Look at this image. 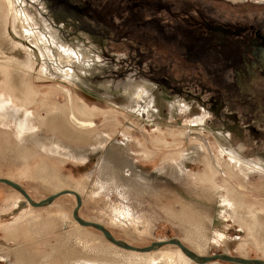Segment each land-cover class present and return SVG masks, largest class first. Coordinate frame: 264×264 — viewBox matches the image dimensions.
I'll use <instances>...</instances> for the list:
<instances>
[{
    "label": "rangeland",
    "instance_id": "1",
    "mask_svg": "<svg viewBox=\"0 0 264 264\" xmlns=\"http://www.w3.org/2000/svg\"><path fill=\"white\" fill-rule=\"evenodd\" d=\"M17 1L18 8L22 7L20 11L29 14L38 25L45 41L56 50L55 42L59 40L60 49L75 51L89 66L85 72L74 66L71 86L62 81H39L33 76L31 82L38 96L30 100L28 107L0 89V178L19 184L34 202L60 190L80 192V217L103 225L115 239L136 248L175 238L191 252L203 256L226 254L264 261L258 241L249 243L246 249L238 245L249 232L227 210L220 215L218 224L206 219L208 214L219 210L217 203L227 192L216 193L209 184L195 181V176L204 175V166L193 157L180 164L165 161L170 152L161 147L157 150L158 146L153 145L158 135L156 127L141 128L137 120L135 125L117 114L122 112L118 108L134 100L139 104L138 98L147 95L154 100L155 123L162 119L178 125L202 121L208 138L190 132L187 139H181L185 148L192 151L194 145H200L194 144L200 137L216 164L218 151L223 146L233 149L250 172L246 179L252 187H258L257 192L248 189L244 193L246 197L241 196L248 205L257 209L264 207V188L259 189L264 187V73L253 70L251 76H244L243 83L236 86L231 83L236 80L235 72L225 71L218 46H215L217 51L206 57L205 63L194 56L196 37L207 33L206 24L242 28L261 25L264 30V0H134L132 3H145L135 8L129 5L131 0H102V6L95 5L96 2L88 6V0H67L85 8L78 15L51 12L43 0ZM95 10L101 13V18H96ZM132 12L139 13L142 20H133ZM152 18L159 21L145 22ZM25 42L30 49L34 48ZM75 58L78 62L79 58ZM61 90H68L73 99L78 98L76 91L82 97L88 96L90 103L101 112L93 129L98 130L85 140H79L78 136L82 137L79 132H76L78 139H73L74 135L69 138L48 121V112L42 105L53 91L61 93ZM53 96L61 102L64 99L62 95ZM137 114L148 120L144 108ZM138 141L157 152L155 158H145ZM216 181L218 185L225 183L222 178ZM11 191L17 190L0 183V209L8 202ZM232 197L242 200L236 195ZM203 201L208 202L207 206L203 207ZM51 204H54L51 208L48 205L39 211L46 220L57 218L55 223H50L54 225L50 230L55 229L47 234L44 231L40 236L37 234L45 226L32 221V226L22 228L23 222L21 229L32 228L35 235L0 246V264H45L47 261L88 264L96 255L90 249L83 248V255L80 254L89 262H75L78 259L67 255L79 247L82 249L77 242L82 235L91 238L94 245L103 239L99 262L127 264L131 254L110 251L108 241L99 230L79 229L78 224L63 229L58 219L62 213L58 210H64L74 220L76 197L64 195ZM27 210L24 204L6 215L0 214V224L11 223ZM199 218H204V222ZM1 229L0 242L5 235ZM66 234L69 238L64 240ZM171 250L176 251V245L160 251ZM206 264L237 263L217 260Z\"/></svg>",
    "mask_w": 264,
    "mask_h": 264
},
{
    "label": "bare ground",
    "instance_id": "2",
    "mask_svg": "<svg viewBox=\"0 0 264 264\" xmlns=\"http://www.w3.org/2000/svg\"><path fill=\"white\" fill-rule=\"evenodd\" d=\"M17 2L19 1L0 0V89H2V91H4L15 101L24 102V104L26 105L25 107H28L31 104L30 100L33 97L38 96V93L34 89L31 82V78H33V76H36V79H38L39 81H47V82L62 81L64 82V84L71 86V84H73V79H74L72 76V74L74 73L73 71L74 66L76 68L79 66L80 70H83V72H85L89 64H87L86 60H85L86 63L84 61H81L82 59L80 60L78 54L74 53L75 51L73 52L69 50L68 52H66L62 48L60 49L59 47L60 44L58 43L59 40L55 42V45H57L56 50L59 51L56 53V50L54 49V47H52L53 45L51 46L49 42L43 39L44 36L39 31L37 27L38 25L34 23L32 17L30 19L28 17L29 14L20 11L22 7L18 8ZM50 39H53L52 36H50ZM25 41L31 43L34 46V48L30 49L28 46H26ZM74 57H77L75 59L79 58L78 62L74 61L73 59ZM38 67H39V71H38ZM53 93L56 96L62 95L64 98L63 101L61 102L59 98L55 99ZM53 93L51 98L50 97L45 98L46 102L43 103L42 107L45 108L44 110L46 114L48 112L49 123H52L53 125H57L59 130L63 131L62 134L67 135L69 138H72L71 136L74 135L73 139L79 138V140H85L84 139L85 137H89V135H92L93 132L98 130V129L95 130L93 129L97 127L96 119H99V114L101 112L98 110L97 106H93L90 103V100H88V96L82 97L76 91V96L78 98L73 99L71 93L68 90L65 91L61 90V93L59 92L55 93L53 91ZM134 99H137V97H135ZM138 99H140L141 103L138 104L134 100L129 105L118 108L122 112L121 113L117 112V114L121 115L122 117L128 118L130 121H133V123L134 120H137L136 123H138L140 125L139 127L141 128H146V125H151L153 127H156V129L158 130L157 132L158 135L154 137L153 145L158 146L157 150H161L159 149V147H161L163 150L170 152L167 154L168 156L166 155L167 157L165 161L169 160L171 162H174V164L175 163L180 164L181 161L186 162L187 159H191L192 157L194 158V160H198L204 166L205 173L204 175L195 176L196 177L195 181L204 184H209L212 187V189L214 187L215 190L214 192L216 193L220 194V191L227 192L226 197H223V200L217 203L219 210H216V212L213 215L208 214L206 219L209 222L212 221L213 223L218 224L220 222L219 220L220 215L223 212H225V210H227L230 213L231 217H234L235 220H237L236 223H239V225H241L242 228L247 229L249 232V235L246 236L247 238L245 237L246 239L238 243V245L241 244V248L246 249V246L249 245V243L258 241L259 245L257 247H260V250L264 253V207H260L259 209H257L258 207L256 206L248 205L247 201L243 198L245 196L244 193H246L248 189L252 192L258 191L257 190L258 187H252L253 184L251 185L250 180L246 179L248 178L247 175L250 172L247 168H245L246 166L245 162L242 160H241L242 162L238 160V156L235 154L233 149L221 146L222 149L218 151L217 164H216L207 146L201 142L200 137H197L194 140L195 142L194 144L200 143V145H194L193 150L191 149L192 151H189L188 148H185L186 146L183 144L184 141H181L182 137L187 139L190 132H192L193 134H197L199 136H203L204 138H208L209 136L208 133L206 134L205 132H203L206 127L204 128L202 121L195 120V122L193 121L191 124L189 123L186 125H178L176 123H171L169 121H166L165 119H162L161 121L155 123L154 118L157 117V113L155 112L154 109V100H150L147 97V95H141ZM38 108L39 107H36V109ZM141 108H144V111L147 113L148 116L147 121L143 120L137 114ZM40 122L44 123L42 122V120ZM45 124L43 125L44 127L46 126ZM193 126L194 128H192ZM76 132H79V134L82 133L81 134L82 137L78 136L77 138ZM138 144H140V146L143 148L142 155H144L145 158H151V159L155 158L157 152L148 149L144 144L139 143V141ZM224 155H227V157H224ZM232 162H234V164ZM219 178H222L225 181V183H222V185L221 184L218 185L216 180H218ZM247 184H249L250 187H247ZM260 188L263 189L264 187H259V189ZM61 191L63 190H60L59 193ZM66 195L74 196L73 194H66ZM235 195L238 196L239 198H242V200L239 201L233 200L232 196ZM251 196L254 195L251 194ZM7 198H8L7 199L8 202L5 203L4 208L0 209V214L6 215L9 211H14V209L16 208L17 209L22 208L24 204L28 210L15 217L11 223L5 224L3 226L0 224V229L2 227L3 229L1 230L5 234L4 240H1L0 242L1 247H5L6 245H8L9 242L17 243L16 241L20 239L28 240L29 238H32L33 235H35L34 232L31 231L32 228H27V231L26 230L23 231L21 229L20 226H22L23 222L24 225L22 228H24L26 225L32 226L33 224L32 221H35L39 225L45 226L42 229H40L39 233L37 234L40 236L41 234L42 235L44 234V231L47 234L55 229L54 228L53 230H50L52 229L51 227L54 226V225H50V223L52 221H54L55 223L56 221L55 219L57 218L46 220L45 217H43L42 214H40L39 210H41L42 208L34 207L19 191L18 192L11 191L10 197ZM201 203L203 207L207 206L208 204V202H204V201ZM53 205L54 204L49 205L50 206L49 208H51ZM258 206L260 205L258 204ZM46 212L50 213L49 210H47ZM58 212L62 213V215L58 219L61 221L63 229L65 227H68L70 224L73 225L78 224L80 226V227L78 226L79 229L92 228L81 225L73 216L75 220L74 221L62 209H59ZM204 218H199V219H201L202 222H204ZM48 221L49 223L47 225L46 222ZM51 224H53V222ZM66 235L64 237V240H66V237L69 236L68 234ZM82 236L80 237V239H77V242L82 245V249L79 247L78 250L75 249L73 252H67V255H69V257H71L74 260L78 259L75 262L85 263V261H88L87 257L82 258L80 254L83 255L82 253L83 248H86V249H90L92 251V254H96L94 256V261L88 264H104L103 260L101 262L97 260L98 258L101 257L99 255L100 254L102 255L103 253L102 250L104 247L101 246V244L103 243V239L102 240L100 239L101 244L100 243L98 244L96 242L94 245V242L91 240V238L88 239L87 237H82ZM104 238L108 241L107 248L110 251H115L117 252V254H124L126 256L127 254H131L130 256L131 258H129L128 262H126L127 264H160L161 262H164L165 264H195V263L201 264L189 258L177 245H176V251H172V250L171 252L160 251L165 247L174 246L173 244H165L164 246H162L163 248L160 247L161 249L156 248L148 252H143L139 250H128L125 248H121L113 244L111 241H109L105 235ZM169 241L170 240L160 241L156 243H166ZM78 251L79 253L76 254ZM154 252L155 253L159 252L160 255L155 254ZM196 255L203 257V255L201 254H196ZM81 258L86 260L82 261L80 260ZM245 260L248 259L245 258ZM45 264H54V263H52V261H50V263L47 261L45 262Z\"/></svg>",
    "mask_w": 264,
    "mask_h": 264
},
{
    "label": "flooded vegetation",
    "instance_id": "3",
    "mask_svg": "<svg viewBox=\"0 0 264 264\" xmlns=\"http://www.w3.org/2000/svg\"><path fill=\"white\" fill-rule=\"evenodd\" d=\"M43 1L51 12L58 11L60 13H66L67 15H78L85 10V8H82L80 5H74L67 0ZM133 1L134 0H131V3ZM90 3H95V5L100 6L103 5L102 0H92V2L91 0H88V6L92 5ZM131 3L129 5H133L134 8L139 7L141 4H145L144 2ZM94 13L97 19L102 17L101 13L99 14L98 11L95 10ZM132 16L133 20H142L139 13H133ZM152 21L158 22L159 20H157V18L145 20V22ZM205 26L208 29V31H206L207 33L196 37L197 46L196 50H194V56L196 55V58L205 63L206 57L211 55L212 51H217L215 46H218L221 53L220 55L224 58L225 71L234 70L235 72L236 80H232L231 83L236 86H240L243 83L244 76H251L253 70H258L261 73H264V30H262L263 27L261 25H258L257 27L255 25H250L243 28L227 24L222 26L219 24H206Z\"/></svg>",
    "mask_w": 264,
    "mask_h": 264
},
{
    "label": "water",
    "instance_id": "4",
    "mask_svg": "<svg viewBox=\"0 0 264 264\" xmlns=\"http://www.w3.org/2000/svg\"><path fill=\"white\" fill-rule=\"evenodd\" d=\"M0 183L6 184L8 186H11L12 188L16 189L17 191H19L29 202L30 204H32L34 207H45L50 205L51 203H53L58 197L62 196V195H66V194H73L76 197V201H77V206L73 211V216L74 218L83 226L85 227H92L95 228L101 232H103V234L106 236V238L111 241L113 244H115L116 246H119L121 248H125L128 250H139V251H143V252H148L151 250H154L156 248H160L162 246H164L165 244H173V245H177L179 246L182 251L192 260L201 263V264H206L209 262H213V261H217V260H221V261H227V262H233V263H237V264H264V261L262 260H257V259H251V260H245L239 257H233L230 255H226V254H221V255H213V256H203L200 257L198 255H196L195 253L191 252L188 248H186L179 239H171L169 242L166 243H153L150 246H147L145 248H136L133 246L128 245L126 242L121 241V240H117L115 239L112 234L108 231V229H106L103 225L94 223V222H88L83 220L82 218H80L79 216V209L82 206V199L80 197V195L76 192L70 191V190H66V191H62L58 194H54L52 196H49L48 198L40 201V202H34L31 197L28 195V193L17 183H14L10 180L4 179V178H0Z\"/></svg>",
    "mask_w": 264,
    "mask_h": 264
}]
</instances>
